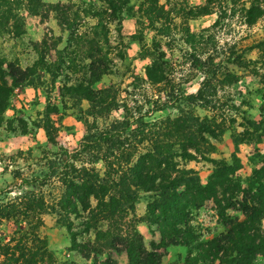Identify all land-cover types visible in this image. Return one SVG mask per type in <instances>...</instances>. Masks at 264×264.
<instances>
[{"label": "rangeland", "instance_id": "1", "mask_svg": "<svg viewBox=\"0 0 264 264\" xmlns=\"http://www.w3.org/2000/svg\"><path fill=\"white\" fill-rule=\"evenodd\" d=\"M43 2L78 11L82 18L80 32L89 30L97 21L89 16L90 11L101 12L105 8L99 0ZM23 3L19 0L12 12L22 34L15 37L2 33L7 26L0 27V69L7 71V66L13 64L23 70L41 59L42 68H48L49 73L40 70L33 86L12 88L0 116V202L16 194L11 186L13 174L24 178L34 172L43 153L76 148L85 134L84 120L89 124L93 119L84 113L89 110V103L66 89L85 83L82 78L87 74L71 72L66 67L70 61L89 64L84 58L87 47L75 43L66 47L67 33L58 28L52 15L40 21L26 15ZM150 5L143 0H126V15L119 27L110 25L107 42L100 43L101 54L105 56L107 50L110 73L90 89L105 91L112 86L118 105L95 117L96 128L102 129L114 120L121 122L126 113L122 105L132 117L139 112L145 123L166 118L179 120V109L184 108L208 121L216 138L208 139L204 154H194L188 162L179 161V168L195 172L203 184L216 163L229 162L234 157L240 168L232 178L244 187L246 179L264 162V0H157L154 9H162L165 18L158 23L142 17L141 11ZM63 49L69 59H64L61 71L55 70L56 57ZM150 63L161 73V82H147L144 68ZM54 71L58 73L53 74ZM2 81L10 83L8 77L2 79L0 74V84ZM46 119L52 144L38 127ZM135 128H127V134L135 136ZM124 142L130 139L127 137ZM94 167L99 173L103 171L102 163ZM15 182L18 184L19 180ZM147 202L148 196L139 193L128 219L142 218ZM216 210L209 201L191 212L189 224L201 241L222 232ZM226 215L241 219L237 209L226 210ZM42 222L39 235L46 242L53 264H94L93 259L85 260L69 251L65 228L55 223L52 215L42 216ZM105 227V223L101 224L102 229ZM134 231L148 250L150 244L159 243L154 227L144 221L136 223ZM8 232V225L0 226V233ZM158 253L161 264H186L188 257V249L181 246H167ZM110 257L115 264H126L124 254L111 253ZM97 260H105V253ZM256 264L264 261L258 259Z\"/></svg>", "mask_w": 264, "mask_h": 264}, {"label": "trees", "instance_id": "2", "mask_svg": "<svg viewBox=\"0 0 264 264\" xmlns=\"http://www.w3.org/2000/svg\"><path fill=\"white\" fill-rule=\"evenodd\" d=\"M18 1L0 0V27L7 26L0 31L15 37L22 34L19 20L12 13ZM143 1L151 5L141 11L142 17L153 23L165 20L162 9H154L157 0ZM99 3L105 8L101 12L92 10L89 15L97 18L96 23L80 32L79 19L82 18L78 11L58 3L24 0L26 15L40 21L52 15L58 28L67 33L66 47L73 43L87 47L84 58L89 64L70 61L69 68L66 67L71 72L87 74L82 78L85 83L77 82L76 86L66 89L70 95L89 103V110L84 113L93 119L89 124L84 120L85 134L76 148L43 153L39 158L41 164L34 172L24 178L19 173L12 175L11 186L16 194L0 202V226L9 227L8 234L0 233V264H53L46 242L39 235L45 215H52L55 223L65 228L69 251L82 259H93L94 264H115L111 253L124 254L126 264H161L158 250L167 246L186 247V264L264 261V162L246 179L244 187L232 178L240 168L234 157L229 162L216 163L202 184L195 172L180 169L179 161L188 162L194 154H204L208 139H215L216 132L208 121L184 108L179 109V120L166 118L145 123L139 112L133 118L122 105L126 113L121 122L114 120L102 129L96 128L95 117L118 105L112 86L105 91L90 89L103 75L110 73L107 50L105 56L101 54L100 43L107 42L109 26L119 27L126 15L123 11L126 0H99ZM142 17L137 19L142 20ZM63 51L56 57L55 70L61 71L64 59H69ZM41 62L39 59L23 70L13 64L7 66V71L0 69L2 79L10 80L9 85L4 81L0 84V116L12 88L22 84L33 86L40 70L48 72ZM156 68L152 63L145 66L147 82H161L162 75ZM55 72L53 74L58 73ZM48 121L44 120L38 127L52 144ZM131 126L136 127L133 137L126 132ZM127 137L130 142L123 143ZM97 163H102L101 173L94 167ZM139 193L148 196L145 214L140 219L129 220ZM209 201L217 209L222 232L201 241L189 222L191 212ZM229 209H237L241 219L227 216ZM140 221L154 227L160 238L157 245L150 244L149 250L134 231V225ZM103 223L105 229L101 228ZM104 253L105 260L98 261L97 257Z\"/></svg>", "mask_w": 264, "mask_h": 264}]
</instances>
